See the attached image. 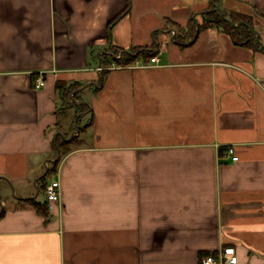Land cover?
I'll list each match as a JSON object with an SVG mask.
<instances>
[{
    "label": "crops",
    "instance_id": "0c3cea01",
    "mask_svg": "<svg viewBox=\"0 0 264 264\" xmlns=\"http://www.w3.org/2000/svg\"><path fill=\"white\" fill-rule=\"evenodd\" d=\"M203 3L0 0V264H202L225 247L264 264V0L218 1L252 18L258 49L216 28L180 46L170 22H202ZM132 48L158 61L118 64ZM49 170L46 221L30 201Z\"/></svg>",
    "mask_w": 264,
    "mask_h": 264
},
{
    "label": "trees",
    "instance_id": "16d2710c",
    "mask_svg": "<svg viewBox=\"0 0 264 264\" xmlns=\"http://www.w3.org/2000/svg\"><path fill=\"white\" fill-rule=\"evenodd\" d=\"M218 1L219 0H210L209 7L207 8V13L202 15V22H199L195 18H191L187 26H180V24L178 23L170 22L172 27L175 28L174 30L176 32V36H175L176 42L183 47L185 46L184 41L195 40L199 36L200 32L206 31L208 30V28L209 29L216 28L219 31L228 34L236 45L258 49L260 44L256 37V33L253 29L252 18L250 16L238 13L236 11L229 13L223 10L225 16L229 18L235 25L242 23V25H240L239 27H232L227 21H225L221 17L219 12L210 11L214 9L216 5H218ZM130 11H131V5L129 4L128 8L122 14L117 16L113 21L109 23L108 30L111 31L115 27V25L123 17H125V15L127 16L130 13ZM108 50H110L114 54L119 53L118 50L115 49L114 47H109ZM141 51L142 50L140 48H132L130 51H124V56L121 59H118L117 63L130 65L134 63L136 59L140 57L141 54L144 55L146 62L151 61L155 56L152 52H148L147 50H143V52ZM105 58H107V62H103V58H102V65H106L109 63L108 61L109 57L105 56ZM73 91H74L73 88H69L68 91L66 90V96L69 98V96L73 93ZM74 98L77 99L76 94L74 95ZM71 141L72 142L62 141L57 143L58 149L60 150L61 154L63 155L67 154L68 152L72 151L75 147H78L81 142L77 136L74 137L73 140ZM55 167L53 168V171L55 170ZM51 172L52 170H49V172L41 178V183H40L41 194L45 196H46L47 186L49 185V183H47V177L50 175ZM30 202L33 205V207L36 209V211H38V213L41 214L46 219V221L50 219L48 200L47 202H38L33 199Z\"/></svg>",
    "mask_w": 264,
    "mask_h": 264
},
{
    "label": "built area",
    "instance_id": "2783aa9c",
    "mask_svg": "<svg viewBox=\"0 0 264 264\" xmlns=\"http://www.w3.org/2000/svg\"><path fill=\"white\" fill-rule=\"evenodd\" d=\"M153 63L157 62V58L151 60ZM45 85L43 77L39 76L36 79V87L42 88ZM228 155L233 162L239 160L236 149L234 147L228 148ZM46 196L48 197V204L50 209L61 201L62 189L59 181H52L46 189ZM202 264H238V256L234 247H225L221 249L218 254L209 255L202 260Z\"/></svg>",
    "mask_w": 264,
    "mask_h": 264
},
{
    "label": "water",
    "instance_id": "95a60500",
    "mask_svg": "<svg viewBox=\"0 0 264 264\" xmlns=\"http://www.w3.org/2000/svg\"><path fill=\"white\" fill-rule=\"evenodd\" d=\"M210 11H217L220 13L221 17L227 21L232 27H239L240 25H242V23H239V24H234L229 18H227L223 12V10L218 6L216 5L214 9L210 10ZM259 41V40H258ZM96 85V84H95Z\"/></svg>",
    "mask_w": 264,
    "mask_h": 264
},
{
    "label": "rangeland",
    "instance_id": "374dc122",
    "mask_svg": "<svg viewBox=\"0 0 264 264\" xmlns=\"http://www.w3.org/2000/svg\"><path fill=\"white\" fill-rule=\"evenodd\" d=\"M203 5H206L208 2H209V0H203ZM47 180L50 182V180H52V175L50 174L48 177H47ZM12 194L14 195V192H12ZM39 200H41V201H43L44 200V196H43V194H39Z\"/></svg>",
    "mask_w": 264,
    "mask_h": 264
}]
</instances>
